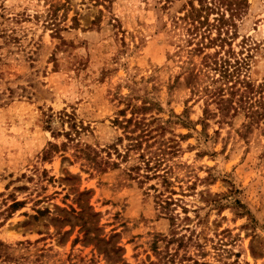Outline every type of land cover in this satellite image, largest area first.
<instances>
[{
  "label": "rangeland",
  "instance_id": "1",
  "mask_svg": "<svg viewBox=\"0 0 264 264\" xmlns=\"http://www.w3.org/2000/svg\"><path fill=\"white\" fill-rule=\"evenodd\" d=\"M211 1L0 0V264H264V130L184 22L257 86L264 0Z\"/></svg>",
  "mask_w": 264,
  "mask_h": 264
},
{
  "label": "trees",
  "instance_id": "2",
  "mask_svg": "<svg viewBox=\"0 0 264 264\" xmlns=\"http://www.w3.org/2000/svg\"><path fill=\"white\" fill-rule=\"evenodd\" d=\"M219 4L224 0H212L206 5L205 10H218ZM228 4L234 5L235 11L242 9L245 0H226ZM219 11V10H218ZM218 14V13H217ZM234 14H231L233 16ZM216 24L208 21L207 15L194 17L192 14L184 16L185 31L189 36L188 42L193 43L192 50L202 54L201 65L204 69L201 70L203 75L207 70L217 73L215 78H210L211 83L220 82L221 85L214 88H206L207 96L211 102L217 105V108H245V115L250 120V124H261L264 130V94L263 86L260 84L255 86L244 76H240L245 69L246 58H236L235 53L231 49L224 50L228 42L227 32L222 35L221 26L228 22L225 15L219 12L218 17L213 19ZM204 29L202 30V28ZM216 28V35H211V29ZM209 48H214L212 53L205 52ZM231 58V59H230ZM207 104V100H205ZM1 244V243H0ZM197 264V263H194Z\"/></svg>",
  "mask_w": 264,
  "mask_h": 264
}]
</instances>
